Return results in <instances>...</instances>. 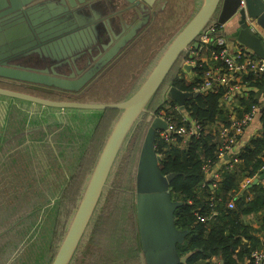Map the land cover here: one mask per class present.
<instances>
[{
  "label": "trees",
  "instance_id": "obj_1",
  "mask_svg": "<svg viewBox=\"0 0 264 264\" xmlns=\"http://www.w3.org/2000/svg\"><path fill=\"white\" fill-rule=\"evenodd\" d=\"M217 48L215 43L210 42L203 46L200 44L198 47L192 45V48L184 51L151 99L150 106L148 105L149 110L140 118L136 126V129L138 128L135 132L137 140L123 175V186L121 185L122 188L118 191L110 211L100 215L93 229V242L90 244V251L89 247L87 248L88 259L84 264H106L118 260L124 261L125 264H143L136 216V173L142 145L152 119L162 112L170 117L175 128L182 123L183 115H189L202 125L200 135L189 137L184 145H182L183 137L181 136H177V140H172L171 136L174 134L166 138L161 136L160 131H157L155 135L156 152L161 156L160 170L164 174L178 173L171 181L170 192L174 200L182 202L175 210L176 225L180 229L189 230L184 242L177 245L181 256L192 253L185 264H212L210 260L213 257L220 258L223 264H241L250 258L255 249L264 247V237L262 238L259 234H264V183L260 181L251 186H248L249 184L242 186L245 178L254 179L264 172V108L261 107L258 113L261 122L259 134L254 135L238 154L229 155L228 158L224 157L225 161L220 168L218 180L213 178L209 180L203 168L206 162H210L212 167L220 160L218 152L221 125H230L232 114L238 119L243 118L254 104L262 103L264 72H251L243 76L242 81L247 82L248 86L242 93L233 96L234 110L231 112L224 107V102L228 100L225 97L231 89L230 85L219 84L218 80L209 91L199 92L187 98L185 112L180 111L174 99L167 97L160 99L163 93L166 96V90L170 85L183 91L195 92L194 88L201 85L210 63L214 62L212 60L203 61L202 58L209 57L211 50ZM189 59H194L196 63L191 78L186 76L184 69ZM223 66L226 68L224 64ZM7 80L20 82L21 85L24 83L22 85L24 90H30L29 93L42 97H45L42 93L44 89H60L56 86L28 81ZM65 110L83 115L80 119L81 125L79 121H75L74 124L66 121V125H72L73 128H67L72 137L74 136L72 130L76 127L80 130L81 139L85 138V142L88 141L72 172L66 194L64 193L61 198L63 188L55 202L49 206L50 209L56 207L58 215L51 246L53 256L59 245V237L63 234V230L59 231V220L62 219L60 216L62 214L64 218L65 213L74 211L81 185L80 179L82 181L83 178L86 179L94 166L114 123L110 124V122L115 120L120 112L118 109L110 108L101 111L94 110L101 116L96 122L97 117L90 114L91 110L74 108ZM77 118L79 117L75 116V119ZM235 157L238 158L236 162ZM210 184L215 186L211 187ZM231 201L234 202V207L229 206ZM30 204L41 207L44 203L22 202L23 206ZM197 214L205 215L206 221H200ZM247 215L258 216L259 226L257 228L245 221L244 217Z\"/></svg>",
  "mask_w": 264,
  "mask_h": 264
},
{
  "label": "water",
  "instance_id": "obj_2",
  "mask_svg": "<svg viewBox=\"0 0 264 264\" xmlns=\"http://www.w3.org/2000/svg\"><path fill=\"white\" fill-rule=\"evenodd\" d=\"M35 1L0 0V78L54 85L64 90L78 91L102 65L126 45L138 28H131L106 51L90 70L79 77H75V74L61 75L54 69V66L50 69L38 68L22 63L23 61L31 63L33 54L34 58L37 56L35 53L42 56L40 48L46 50L44 44L47 43L50 38L49 34L52 33L47 28L49 21L47 12L35 11ZM72 4L75 6V3L72 2ZM240 4L241 0H202L197 13L163 51L143 84L135 93L122 101L102 103L54 100L0 86V96L39 104L43 107L91 111L110 108L120 111L92 167L91 174L87 177L88 180L69 221L66 233L59 242L50 264H70L76 260L85 245L84 236L94 222L99 203L108 187L119 155L135 131L140 118L147 111L151 99L164 83L179 56L188 50L189 46H199L200 34L210 23L214 22L216 17L215 21L221 24L234 25L233 29L229 30L228 41L246 45L259 57L264 58V40L253 27L257 24L264 30V0H245V6L241 8ZM91 29L99 33L95 25ZM85 32L86 30L82 29L73 35L83 39ZM84 43L81 47H84ZM75 44L70 43L69 50L79 48L78 42ZM52 50L60 51L57 47H52ZM61 50L64 49L61 48ZM193 67L195 64L185 63L184 65L186 72H190ZM198 93L183 91L170 85L166 90V97L174 99L180 111L185 112L186 99ZM157 131L170 132L168 121L159 115L154 116L145 136L136 173V216L141 240L140 254L143 264H185L192 253L181 256L177 245L184 242L189 230L177 227L175 210L182 202L174 200L170 192L171 181L178 173L164 174L160 170L161 156L155 148ZM260 179H264V172L254 178L248 186L257 184ZM7 230L1 231L0 237Z\"/></svg>",
  "mask_w": 264,
  "mask_h": 264
},
{
  "label": "rangeland",
  "instance_id": "obj_3",
  "mask_svg": "<svg viewBox=\"0 0 264 264\" xmlns=\"http://www.w3.org/2000/svg\"><path fill=\"white\" fill-rule=\"evenodd\" d=\"M202 0H176V9L173 13L168 12L167 18L165 23L160 27L157 28L155 31L152 32L150 36H148L142 43L134 45L130 44L127 47L122 49V54L115 57L114 60L110 62V69L107 71L104 75H98L94 78L92 81V84L95 86H87L82 91L76 92V91H63L60 89H44L42 93L45 94V97L55 99V100H72V101H84V102H118L126 99L129 95L131 96L133 93H135L139 87L143 84V82L146 80L148 75L150 74L151 70L155 66V62L159 60L161 57V54L165 49L168 47V45L171 43L173 38L181 31V29L191 20V18L197 13L201 6ZM190 47V46H189ZM120 53V52H119ZM191 64H195V61ZM194 68V67H193ZM192 68V69H193ZM186 76L188 78H191V71L186 72ZM4 87V86H2ZM9 87L10 86H5ZM28 92L30 90H21ZM29 93V92H28ZM166 96L161 95L160 99ZM150 106V105H149ZM58 110H63L59 109ZM149 110V107L147 108ZM66 111V110H64ZM99 111V110H98ZM68 113L73 114L70 116V120L68 119L70 123H75V121H79V124L81 125L80 119H82L83 115L80 113L78 115L79 118L75 119L74 112L66 111ZM90 114H94V117H97L96 122L99 120L100 113L97 111H90ZM119 113V112H118ZM98 114V115H96ZM100 116V117H99ZM117 117V115H116ZM117 118H115L116 120ZM115 120L111 121L110 124H112ZM95 122V123H96ZM94 123V124H95ZM72 127L70 124H64L63 128L59 130L62 131L63 138L68 140V137L70 134H67L65 132L66 129ZM52 127H49V137L51 140H55L52 136ZM55 130L58 129L57 126L54 127ZM111 129V128H110ZM138 130L135 129V131L130 136L127 144L125 145L124 149L119 155V158L116 162V165L114 167V170L112 172V175L110 177L108 187L104 192V195L99 203V207L97 209V214H95L94 222L92 226L89 227L88 232L85 234L83 242L85 243L84 247L81 249V251L78 254V257L76 260H73L70 264H76V262H84L86 261L87 256V248L89 247L90 251V244L93 242V229L102 214H106L110 211V209L113 207V204L115 202V197L118 194V191L123 186V175L125 173V170L128 166L129 157L132 153V150L134 148V144L137 140V136L135 135V132ZM58 132V133H59ZM57 133V134H58ZM56 134V137L59 136ZM75 139L72 140L70 143L68 141H65V145L68 146V150L65 153V157L62 154L61 161V174L59 173V176L61 179L59 181L65 183V187L61 188H55V196L56 198L59 196V193L62 191L61 198L64 196V193L66 191V188L70 185V180L72 177V171L71 169L75 167V165L78 162V159L81 154L84 152V148H86L85 144V138L81 139L79 137V133L76 132ZM77 136V137H76ZM4 137H0V150L3 152L5 151V147L3 144ZM7 144L13 145V149H11L10 153L8 154H2L0 156V175H3V172L9 168L7 167V160H10V158L15 155V153L20 150L23 145L18 143V139H9L7 141ZM104 144V143H103ZM59 146V145H58ZM103 146V145H102ZM56 151L57 147L54 145ZM60 147V146H59ZM61 148V147H60ZM62 152V151H61ZM72 152H75L74 156L71 157L70 162L66 159H68V155H70ZM65 159V160H64ZM77 160V161H76ZM6 161V162H5ZM5 162V164H4ZM58 166V163L55 165ZM74 166V167H73ZM16 169V166L14 170ZM73 170V169H72ZM92 169L87 174L86 179L83 178L80 179V188L76 199L75 208L77 207L78 201L82 195L83 188L85 187V184L87 182L88 175L91 174ZM64 172L69 174V179H63ZM57 174V171L55 170V175ZM52 179L50 180V182ZM68 181V182H67ZM56 182V181H55ZM57 183V182H56ZM122 183V184H121ZM1 194V192H0ZM66 194V193H65ZM54 195L51 194L49 197H45V200L48 198L54 197ZM1 201H13L11 196L9 195H3ZM56 198H53L55 200ZM61 206V201H60ZM60 211V207H59ZM12 212H16L13 209H4L3 213L0 212V224L4 222L7 219V215H10ZM30 212V209L21 211L20 213H17L15 216H13L11 220L8 219V221L5 223V225L2 227L3 229L7 228L8 226L12 225L14 222H16L19 217L23 214H27ZM73 210L71 213L68 212V214L65 213V216L63 218L61 214V220H59V231L63 230L62 237H64L67 226L69 224V221L73 215ZM60 214V213H59ZM30 215H32V218L27 217L23 218L16 224L13 228L9 229L3 236L0 237V264H50L53 255L51 252V246H52V240L55 233V227L58 215L56 214V207L50 209V207L47 205V211L43 212L42 210H34ZM29 215V216H30ZM60 219V218H59ZM61 237V236H60ZM60 241L62 237L60 238ZM59 241V242H60Z\"/></svg>",
  "mask_w": 264,
  "mask_h": 264
},
{
  "label": "crops",
  "instance_id": "obj_4",
  "mask_svg": "<svg viewBox=\"0 0 264 264\" xmlns=\"http://www.w3.org/2000/svg\"><path fill=\"white\" fill-rule=\"evenodd\" d=\"M233 26V24L230 26V23L226 24L224 30L226 31L227 37L229 36V30H232ZM227 45L231 50H235L236 48V43L231 40L228 41ZM220 63L221 62L212 63V65L217 67V77L222 75L228 76L227 69L222 63ZM190 71L192 75L193 69ZM229 79L233 80V83L235 84H239L241 82L239 77H229ZM233 100L234 98L232 97L228 98V100L224 102L225 109H228L230 112L234 110L232 103ZM72 115L73 114L64 110H58V108L38 106L34 103L22 102L14 98L0 96V137H4L5 139L3 141L5 151L2 152L0 150V156L2 154L5 155L10 153L11 149H13V145L9 146L7 144V141L10 138L18 139V143L23 145V147L18 150L15 155L10 158V160H7L6 166L9 168L3 172V175H0L1 194L4 196L9 195L13 199V201H1L3 197L0 194V212L3 213L4 209H13L16 211L12 212L10 215L5 214L7 219L0 224V232L5 229L9 230L13 228L20 220L27 216L28 217L26 219L32 218V215L30 214L34 210L40 209L43 212L47 211V205L50 206L55 202V200H53V198H56L54 195V189L66 186L67 183H65L64 186V183L59 181V179H61L59 176V173L61 174V153H63L65 157V153L68 150V146L65 145V141L70 143L72 140L76 139L75 135L73 137L71 136V132L67 128H64L66 129L65 132L67 131L66 133L70 134V136L68 137V140L64 139L62 131L59 132V130L63 128V125L66 124L68 119L70 120V116ZM233 115L234 114H232V116ZM52 126V134H54L52 137L55 139L54 141L48 136L50 133L48 129ZM55 126L58 127L57 130L54 129ZM260 128L261 122L259 120V116L257 115L254 120L245 128L244 132L239 135V138L234 146V153L238 154L254 135L259 134ZM76 132L79 133V137L81 138L80 130H77L76 127H74L72 133L75 134ZM56 134L59 136L56 137ZM186 143L187 139H183L182 145ZM54 145H56L57 151ZM74 154L75 152H72L67 156L68 159L66 160L68 163ZM81 156L82 154L80 155L79 159ZM224 161L225 158H220V160L211 167V170L207 175L209 180L212 178L215 180L219 179L220 168ZM57 163L58 166H55ZM15 166L16 169L14 170ZM75 167L72 168L73 170L71 169L72 172H74ZM55 170L57 171L56 175ZM68 175L69 174L64 172L63 179H69ZM51 179L52 181L50 182ZM252 181L253 178H245L242 181V186H247ZM260 181H263L264 183V179H260ZM210 185L211 187L215 186L214 184ZM51 194L54 195V197L49 199L47 198L45 200V197H49ZM22 202H43L44 204L41 207L33 204L23 206ZM28 209H30V212L21 215L16 222L7 228H2L8 219L11 220L13 219L12 217L17 213ZM244 219L247 223L251 224L255 228L259 226L257 215H247L244 217ZM7 231H5L2 236ZM259 234L262 236V238L264 237L263 233ZM76 264H82V262L78 261ZM106 264L125 263L122 260H118ZM241 264H245V262H242Z\"/></svg>",
  "mask_w": 264,
  "mask_h": 264
},
{
  "label": "flooded vegetation",
  "instance_id": "obj_5",
  "mask_svg": "<svg viewBox=\"0 0 264 264\" xmlns=\"http://www.w3.org/2000/svg\"><path fill=\"white\" fill-rule=\"evenodd\" d=\"M175 1L36 0L34 10L47 12L49 18L47 28L52 33L49 34L50 38L47 43L43 42L46 50L40 48L42 56L35 53L37 56L34 58L33 54L31 63L29 61H23L22 63L38 68L50 69L54 66L58 74L65 76L75 74V77H79L90 70L106 51L131 28L138 27L126 45L106 64L102 65L94 76L83 85L82 89L76 92L82 91L92 84L96 76L104 75L109 71L111 68L110 62L122 54L123 48L130 44L142 43L153 31L160 28L165 23L168 12L173 13L176 9ZM72 2L75 3V6ZM94 25L99 29L98 34L91 29ZM69 29L70 31H68ZM82 29L86 30L83 39L73 35ZM76 42H78L79 48L69 50V44H75ZM82 43L85 44L84 47H81ZM52 47H57L60 51H53ZM61 48L64 50H61ZM1 85L4 87L10 86V89L24 90V86H22L24 83L21 85L20 82L7 79L0 78ZM91 86L95 85L92 84Z\"/></svg>",
  "mask_w": 264,
  "mask_h": 264
},
{
  "label": "built area",
  "instance_id": "obj_6",
  "mask_svg": "<svg viewBox=\"0 0 264 264\" xmlns=\"http://www.w3.org/2000/svg\"><path fill=\"white\" fill-rule=\"evenodd\" d=\"M245 6V0H241L240 8ZM255 24V23H253ZM226 25L214 21L210 23L205 31L199 36V45L201 46L213 42L217 45V49L211 50L209 57H203V61L212 60L214 62H222L228 71V76L230 78L241 79L239 84L233 83V80L229 79L227 75H222L217 77V67L210 63L209 69L205 73V78L200 86L194 88L195 92H207L216 85V80L219 81V84L223 83L225 85H230V91L226 95L227 98H232L236 94L242 93L247 89L248 83L243 82V76L255 72L263 73L264 72V58L259 57L251 48L246 45H243L239 42H235V50H231L228 47V37L225 33ZM256 32L264 40V30L260 28L259 25H253ZM220 32V34H218ZM192 48V45L189 49ZM194 59L187 60L186 63H193ZM196 64V63H195ZM261 107L264 108V97L261 104H254L251 110L245 114L243 118L238 119L235 116H232V121L230 125L226 126L221 125L219 131V157L224 159L228 158L229 155H235L234 146L245 128L254 120V118L260 113ZM159 116L164 117L169 124L170 132L160 131L161 136L169 138L170 134L172 140H177V136L183 137V139H188L191 136H199L202 130V125L199 121L191 118L189 115H183L182 123L179 127H173L172 120L170 117L166 116L164 112L158 114ZM235 162L238 161V158H234ZM205 173H208L211 170L210 162H206L203 166ZM230 207H234V202L229 203ZM200 221L205 222L207 217L205 215L197 214ZM212 264H223V261L218 257H213L211 260ZM245 264H264V247L260 249H255L250 258L245 261Z\"/></svg>",
  "mask_w": 264,
  "mask_h": 264
}]
</instances>
